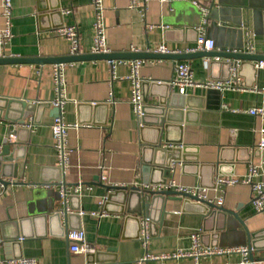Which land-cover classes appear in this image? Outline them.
<instances>
[{
    "label": "crops",
    "instance_id": "obj_1",
    "mask_svg": "<svg viewBox=\"0 0 264 264\" xmlns=\"http://www.w3.org/2000/svg\"><path fill=\"white\" fill-rule=\"evenodd\" d=\"M128 1L102 0L105 44L110 52H156V46L163 44L168 50L178 51L171 54H177L194 44L195 31L189 26H201L203 14L191 0L168 3L151 0L144 16L137 9L128 8ZM196 1L207 5L205 0ZM258 1L222 0L227 17L217 25L230 29L227 34L222 33L227 44L236 41L237 34L231 30L240 29L241 50L246 53L245 32L250 31L253 35L250 54L264 55V25L260 15L253 16ZM10 7L12 36L0 47V56H65L69 54L68 42L56 32L64 25L76 28L79 53L90 52L92 0H10ZM65 9L69 12H64ZM2 26L0 15V29ZM204 34L215 45V36L205 28ZM139 60L137 75L143 83L142 105L152 107L158 100L156 95L182 105L171 108L169 120L175 122L158 133L164 156L158 154L157 160H165L169 154L179 157L172 161L173 169L164 182L174 180L184 187L204 188L207 199H212L220 194L213 184L217 175L242 177L248 165L253 164L258 169L253 180L263 178L264 150L256 149V145L264 118L245 112L257 106L264 110L262 69L255 70L254 62L223 58ZM129 61L117 59L110 63L100 59L65 64L61 117L66 123L85 125L67 130L69 155L64 174L57 166L50 134L55 107L44 105L54 98L51 64H0V148L10 140L8 134L14 132L20 146L14 152L18 155L15 177L9 178L11 184L0 189V260L25 257L35 259L38 264H85L89 258L90 264H193L191 258H146L187 249L193 232L202 237L203 245L244 246V230L215 232L213 221L202 213L204 206L192 200L163 199L164 213L160 216L155 210L149 213L157 221L148 226L145 244L139 238L143 215L136 217L131 213L132 205L122 202L120 193L104 199L102 206L97 205L108 192L97 183L149 189L163 180L161 168L152 164V151L145 150L151 145L154 132L146 128L148 125L141 127L132 112L130 82L125 78L130 74ZM179 61L189 64L194 83L183 93L169 85L174 65ZM236 65L239 82L234 88L218 92L196 85L222 81L229 68ZM171 94L174 97L168 99ZM6 99L23 100L38 107L22 119L25 124L21 127L13 120L16 113L3 108ZM147 112L146 121L153 124L157 116L154 111ZM168 144L182 146L185 151L171 149ZM102 176L105 178L100 180ZM60 181L66 187L89 186L80 195L69 193L64 202L66 217L61 214V200H53L59 194ZM251 195L248 185L227 187L221 193L220 207L234 211L245 232L254 235L252 256L257 257L264 253V213L254 212ZM69 196L72 197L68 200ZM58 210L59 216H54ZM70 229L82 231L91 249L70 252L65 240V232ZM238 261L237 254L213 255L200 258L199 264H238Z\"/></svg>",
    "mask_w": 264,
    "mask_h": 264
},
{
    "label": "built area",
    "instance_id": "obj_2",
    "mask_svg": "<svg viewBox=\"0 0 264 264\" xmlns=\"http://www.w3.org/2000/svg\"><path fill=\"white\" fill-rule=\"evenodd\" d=\"M151 0H129L128 8H135L144 16V12L148 3ZM160 3H168L172 0H157ZM191 2L198 6L199 10L203 13H206L205 6L198 3L196 0H191ZM93 7V22H92V31L93 38L92 44L90 47V53L100 54V53H108L109 49L105 44V31H104V23H103V6L102 0H92ZM0 15L3 17V26L0 29V47H3L11 38L12 34L10 33L11 27V16H10V0H0ZM64 12H69V9H65ZM204 18H202V25L197 27L198 35L193 45L187 46L184 49V53L195 52V51H209L213 49L214 42L212 39L207 38L204 34ZM56 32L59 36L66 39L68 42L69 54L74 55L79 53L78 49V32L73 25H64L58 27ZM246 36V48L248 53H252L253 45H251L252 33L250 31L245 32ZM156 52L161 54H169L175 53L178 51L168 50L163 44H159L156 46ZM217 60V57L213 58ZM141 60L135 59V61H129L128 65H130V74L125 78L130 82V104L132 106V112L135 117H138L141 114L142 109V99H141V78L137 75V69ZM66 64V63H65ZM65 64H51V83L53 84L54 98L49 100L50 105L59 108L58 115L54 116L52 122L50 124V134L52 136V146L55 150L57 166L62 174H64V170L68 164V155L69 150L67 149V130L69 128H78L80 126L79 123H69L64 122L61 117V108L64 104L63 93L65 89L64 84V66ZM255 69H262L264 71V61L257 60L254 62ZM239 82V78L237 76V65L231 66L229 68L228 75L222 81H206L204 84H196L200 87H208L214 88L222 91L224 88H234ZM194 84L191 81V69L188 63L184 61L176 62L174 65V75L170 79L169 85L177 88L179 93H183L185 88L188 85ZM261 91L264 92V88H261ZM110 97V93H109ZM247 114H250L255 117L264 118V110L261 106L250 107L245 110ZM260 138L256 145V149L264 150V128H260ZM172 145H168L169 148H172ZM173 162L170 164V169L173 168ZM258 175L257 166L253 164L248 165V169L242 177H236L233 175H217L213 179L214 189L218 190L220 194L212 199H207L205 195V189L198 186H190L184 187L175 183L174 180H167L160 184H155L151 186L149 189L152 191L156 190H176L178 192H183L187 195L195 196L198 200L211 202L217 206L222 205V196L221 193L224 192L225 188L231 187L238 184H245L251 188L252 195L250 198L251 205L255 213L260 214L264 213V176L259 181H254L253 177ZM105 176L100 177V180L104 179ZM59 184V197L60 200L65 202L69 193H75L77 195L82 194L83 191L89 189V186H83L80 184L76 185H62V181ZM105 196L97 201V205L102 206L104 202ZM67 212V208H66ZM62 214V211H61ZM139 235L143 243L145 244L148 237V221L146 218L140 219V229ZM191 239L190 246L185 249H177L175 252L163 253L157 256L146 255L148 259H175V258H191L193 260V264H199L200 258H205L213 255H227V254H237L239 256L238 264H252V262L248 259L249 251L251 248L244 244V246L239 247H220L218 245H203L200 242V237L197 232L191 233L189 236ZM65 240L69 243V251L70 252H85L90 250L91 248L86 245L84 240V235L82 231L70 229L65 232ZM0 264H38L37 261L33 258H7L1 259ZM116 264V263H114Z\"/></svg>",
    "mask_w": 264,
    "mask_h": 264
},
{
    "label": "water",
    "instance_id": "obj_3",
    "mask_svg": "<svg viewBox=\"0 0 264 264\" xmlns=\"http://www.w3.org/2000/svg\"><path fill=\"white\" fill-rule=\"evenodd\" d=\"M207 2V5H205V11L206 13L203 15L204 18V24L203 27L208 32H211L216 39L215 45H213V49L209 51H195V52H189V53H177V54H161L158 52H145V51H137V52H108V53H100V54H94V53H78L74 55L67 54L65 56H48V57H19V56H13V57H6V56H0V64H39V65H48V64H65L70 62H77V61H83V60H100L104 59L108 62H112L117 59H128V60H135V59H177V60H187L190 58L198 57V58H223L231 61H240V62H256L257 60H263L264 61V55L262 54H250L242 51L243 45L241 44L240 37H241V30H231L232 32L236 33V41L234 43L227 44L225 39L223 40V35L227 34L230 29L225 28L224 26H218L217 23L226 19V8L223 5L222 0H205ZM253 16L260 15L263 25H264V0H259L257 4H254L253 7ZM57 9V7L53 8ZM55 12H50V14H53ZM203 14V13H202ZM201 14V16H202ZM198 24V22H197ZM196 24H193L189 26L191 29L195 31V38L194 42L196 40V37L198 35V29ZM218 48V51H214V48ZM254 66V64H253ZM256 70V69H255ZM238 73V72H237ZM146 83V82H144ZM143 85V83L141 84ZM212 89V88H208ZM214 90V89H212ZM218 91L219 90H215ZM142 96V95H141ZM157 102L152 107H144L142 105L141 114L137 117L138 123L141 127L143 125H148L146 127L147 129H151L149 131L154 132V139H151V145L145 148L147 151H152L151 157L154 159L153 163L154 165H157L161 168L163 174V180L160 181V183L164 182V179L169 176L170 172V164L172 161L179 160V157H165V160H157L160 157L157 156L158 154L163 155L164 151L159 147L160 145V135L158 134L160 130L165 131L167 127H171V123L175 122L171 118V108L175 106H182L181 104H176L173 102L172 97L173 94L169 96L168 101H166L165 97L157 96ZM46 107H49L50 103H44ZM38 105L36 104H28L27 102L23 100H17V99H6L5 105L3 108L6 110V112H12L16 113L15 118L13 119L14 122H17L19 126H23L25 123L22 120L23 118H27L31 115L32 112H34L37 109ZM17 108V109H15ZM154 111L153 114H155L157 117H155L154 123H148L146 121V115H149L147 111ZM59 108L55 107L54 116L58 115ZM175 120V119H174ZM152 126V127H151ZM21 129V128H18ZM8 138L9 141L5 142L3 145H1L0 148V189H4L7 185L11 184L9 181V178L15 177V169H16V159L18 158V155L14 154L18 150L19 146V140L16 137V133H9ZM14 138L13 140H11ZM164 143H169L168 140L163 139ZM169 145V144H168ZM171 149L180 150V152L184 153V147H178L176 144L172 146ZM164 156V155H163ZM98 182V177L96 178ZM17 184V183H12ZM36 184V183H34ZM33 184V185H34ZM58 184H61L60 182ZM62 185H64L62 181ZM97 185L104 187L107 189V194L105 195V199H108L112 196H116L118 193L121 195V201L125 203H129L132 205L131 213L135 214L136 217L142 216L143 218H146L148 221V226L150 227L152 223H156L157 220H154L150 217L149 213L152 210H155L158 215L164 213V203L163 199H169V200H181V198H184L183 200L188 201H194L199 204H202L203 207V215L205 218H210L211 221H213L214 228L213 230L216 231H231L235 228H241L244 230L246 239L244 241V244L249 246L251 250L248 252V259L252 262V264H264V253H261L257 257L252 256V250H253V241L251 239L255 238L254 235H250L249 233L245 232V227L242 224V221L240 218L237 217L236 213L232 210H229L224 207L217 206L211 202H205L198 200L195 196H189L183 192H178L176 190H156L152 191L150 189H144L140 187H126V186H109V185H101L100 183H97ZM72 196H69L68 200ZM54 201H59L60 197L57 193L55 197H53ZM61 211L62 216L66 217V206L63 201H61ZM54 216H59V210L55 212ZM214 234V233H213ZM215 236V235H213ZM201 239L202 237L199 236ZM200 239V240H201ZM243 244V245H244ZM213 245H217V243H213ZM92 263V260L87 258L85 261V264Z\"/></svg>",
    "mask_w": 264,
    "mask_h": 264
}]
</instances>
